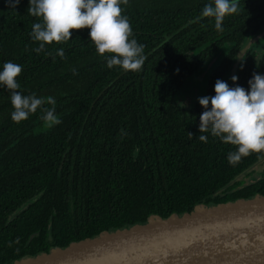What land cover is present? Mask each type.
Here are the masks:
<instances>
[{
    "label": "trees",
    "instance_id": "obj_1",
    "mask_svg": "<svg viewBox=\"0 0 264 264\" xmlns=\"http://www.w3.org/2000/svg\"><path fill=\"white\" fill-rule=\"evenodd\" d=\"M211 2L122 5L146 56L141 71L125 72L109 69L98 56L90 29L35 52L39 44L30 33L40 21L28 14L29 0L15 9L0 0V71L5 62L21 65L18 91L54 98L62 121L49 128L40 119L52 107L45 103L14 122L11 92L0 85V264L145 223L152 215L167 218L264 196V169L259 178L248 175L264 154L231 165L227 156L236 146L199 132L205 111L199 98L214 96L218 79L250 91L253 74L264 75L263 38L245 54L238 80L229 76L238 50L264 30V0H239L238 13L224 19L222 31L214 18L202 16ZM197 78L204 94L188 109L176 104V95ZM243 175L249 183L238 179Z\"/></svg>",
    "mask_w": 264,
    "mask_h": 264
},
{
    "label": "clouds",
    "instance_id": "obj_2",
    "mask_svg": "<svg viewBox=\"0 0 264 264\" xmlns=\"http://www.w3.org/2000/svg\"><path fill=\"white\" fill-rule=\"evenodd\" d=\"M7 2L15 9L20 0ZM128 4L129 0H29L28 14L40 21L32 25L30 33L31 40L39 44L33 50L40 53L46 45L66 44L73 31L90 29L96 53L106 60L109 69L118 66L125 72L141 71L146 60L144 45L132 38V26L122 8ZM239 7V0H212L204 6L202 16L214 18L216 29L222 31L224 19L238 13ZM56 54L65 58L63 48ZM22 71L21 65L10 61L0 71V85L11 92V119L21 123L47 103L52 107L44 108L40 119L49 128L59 125L62 121L56 115L54 98H37L35 94L23 95L18 91ZM73 74H77L75 69ZM232 80L235 83L238 77L233 76ZM248 83L250 91L239 86L229 87L218 79L215 95L199 98V104L205 109L200 115L199 132H210L222 142L236 146V151L227 156L231 165L251 154H264V75L254 73ZM209 103L211 110H208ZM122 134L126 133L122 130ZM188 135L192 137L191 133ZM198 139L206 143L208 137L201 134Z\"/></svg>",
    "mask_w": 264,
    "mask_h": 264
},
{
    "label": "water",
    "instance_id": "obj_3",
    "mask_svg": "<svg viewBox=\"0 0 264 264\" xmlns=\"http://www.w3.org/2000/svg\"><path fill=\"white\" fill-rule=\"evenodd\" d=\"M264 38V30L238 50L229 76L245 54ZM219 53L199 73L203 81ZM13 264H264V196L116 229L90 240L25 256Z\"/></svg>",
    "mask_w": 264,
    "mask_h": 264
},
{
    "label": "rangeland",
    "instance_id": "obj_4",
    "mask_svg": "<svg viewBox=\"0 0 264 264\" xmlns=\"http://www.w3.org/2000/svg\"><path fill=\"white\" fill-rule=\"evenodd\" d=\"M196 80V78H195ZM201 82L191 81L189 85H186L181 92H179L175 97V103L184 107L186 109L190 108L191 104L194 103L200 96H202L205 92L204 87ZM264 169V158H262L259 162H257L250 171L248 175L251 177L260 176L261 172ZM251 177H247L246 175L240 176L238 179L243 180L245 183H249Z\"/></svg>",
    "mask_w": 264,
    "mask_h": 264
}]
</instances>
